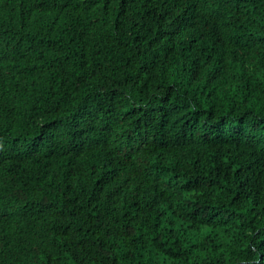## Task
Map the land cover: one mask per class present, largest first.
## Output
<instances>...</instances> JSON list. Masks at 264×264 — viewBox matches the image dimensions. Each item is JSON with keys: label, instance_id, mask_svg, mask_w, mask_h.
Instances as JSON below:
<instances>
[{"label": "trees", "instance_id": "16d2710c", "mask_svg": "<svg viewBox=\"0 0 264 264\" xmlns=\"http://www.w3.org/2000/svg\"><path fill=\"white\" fill-rule=\"evenodd\" d=\"M0 264H264V0H0Z\"/></svg>", "mask_w": 264, "mask_h": 264}]
</instances>
